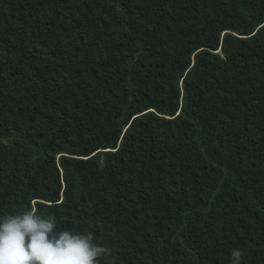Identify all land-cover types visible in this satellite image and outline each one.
Returning a JSON list of instances; mask_svg holds the SVG:
<instances>
[{
  "label": "trees",
  "instance_id": "16d2710c",
  "mask_svg": "<svg viewBox=\"0 0 264 264\" xmlns=\"http://www.w3.org/2000/svg\"><path fill=\"white\" fill-rule=\"evenodd\" d=\"M33 204L115 264H264V0H0V215Z\"/></svg>",
  "mask_w": 264,
  "mask_h": 264
},
{
  "label": "clouds",
  "instance_id": "9594fccd",
  "mask_svg": "<svg viewBox=\"0 0 264 264\" xmlns=\"http://www.w3.org/2000/svg\"><path fill=\"white\" fill-rule=\"evenodd\" d=\"M115 264L113 249L97 242L93 231L58 230L56 219L39 214L33 204L0 215V264ZM242 250L233 248L229 264H241Z\"/></svg>",
  "mask_w": 264,
  "mask_h": 264
}]
</instances>
